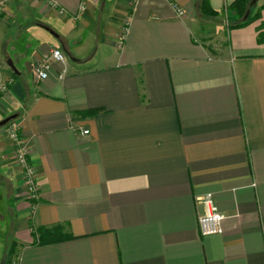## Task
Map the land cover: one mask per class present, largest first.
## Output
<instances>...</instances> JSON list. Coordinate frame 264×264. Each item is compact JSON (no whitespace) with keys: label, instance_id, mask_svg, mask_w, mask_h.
<instances>
[{"label":"crops","instance_id":"obj_1","mask_svg":"<svg viewBox=\"0 0 264 264\" xmlns=\"http://www.w3.org/2000/svg\"><path fill=\"white\" fill-rule=\"evenodd\" d=\"M200 1L0 0V123L30 140L40 197L0 127L19 264H264V2L230 28L237 0ZM207 196L222 234L200 233ZM56 225L73 239L40 245Z\"/></svg>","mask_w":264,"mask_h":264},{"label":"built area","instance_id":"obj_2","mask_svg":"<svg viewBox=\"0 0 264 264\" xmlns=\"http://www.w3.org/2000/svg\"><path fill=\"white\" fill-rule=\"evenodd\" d=\"M85 9V4L82 5ZM178 17L185 16V10L178 5L174 6ZM66 55L60 49H54L51 55L38 62L33 68V75L38 80H44L49 77L52 63H65ZM13 81L8 83L0 82V93H6ZM6 132L14 149V162L22 173L23 181L27 187L29 199L36 207L39 201V187L37 183V173L33 164L29 161L31 152V142L20 134V125L13 120L8 123ZM83 134H89V130L83 131ZM206 212L199 217V230L203 236L217 235L224 232L223 222L226 216L221 213L214 205L211 196L204 198Z\"/></svg>","mask_w":264,"mask_h":264},{"label":"trees","instance_id":"obj_3","mask_svg":"<svg viewBox=\"0 0 264 264\" xmlns=\"http://www.w3.org/2000/svg\"><path fill=\"white\" fill-rule=\"evenodd\" d=\"M250 4L251 0H237L232 4L231 9L236 13L238 22L234 24L231 23L230 28H243L258 18L259 13L254 15L249 14V16L246 18L247 13L250 11ZM199 5L202 15L209 17L217 16V11L211 7L208 0H201ZM37 232L40 237L39 244L43 246L58 244L73 239L72 234L67 232L64 225H56L49 228H38ZM21 246V244L14 241L8 252L9 259L3 264H12L15 258H17L15 260L17 261L16 264H19V249ZM13 255L14 259L12 260Z\"/></svg>","mask_w":264,"mask_h":264},{"label":"rangeland","instance_id":"obj_4","mask_svg":"<svg viewBox=\"0 0 264 264\" xmlns=\"http://www.w3.org/2000/svg\"><path fill=\"white\" fill-rule=\"evenodd\" d=\"M262 2H264V0H262ZM25 12L27 13V16H28L29 12L26 10H25ZM30 14L31 15H29V17L27 18L29 22L34 20V18H36L34 14H32V13H30ZM20 35H22V33ZM25 35L26 34L24 33V36ZM22 37H23V35L21 36V38ZM21 38H20V40L22 41ZM18 45H21V42L18 43ZM109 51H110V49H105V48L101 47L99 50V55H102L104 52L108 53ZM7 57H8V55L6 56V58ZM12 222H13L12 217L9 214H7L6 209L4 210V212L0 211V264L6 263L9 259L8 252H9L10 246L12 245V243L10 244V242L12 240V234H13ZM13 259H14V255L12 257V260ZM16 259L17 258L14 259L12 264H16V262H17V261H15Z\"/></svg>","mask_w":264,"mask_h":264},{"label":"water","instance_id":"obj_5","mask_svg":"<svg viewBox=\"0 0 264 264\" xmlns=\"http://www.w3.org/2000/svg\"><path fill=\"white\" fill-rule=\"evenodd\" d=\"M256 0H254L253 2H255ZM250 12V11H249ZM247 13V15H246V18L249 16V14L250 13ZM48 31L50 32V33H52L53 35H55V33L53 32V31H51V30H49L48 29ZM9 64H10V66L15 70V67L13 66V63L10 61L9 62ZM14 118L13 117H9V118H7V119H5L3 122H1L0 123V127H3V126H5V125H7L10 121H12Z\"/></svg>","mask_w":264,"mask_h":264}]
</instances>
